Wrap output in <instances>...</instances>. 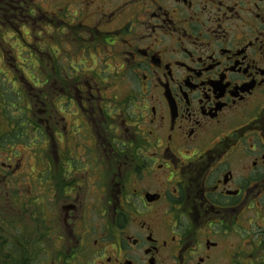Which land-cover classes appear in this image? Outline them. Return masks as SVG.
<instances>
[{"label":"flooded vegetation","instance_id":"flooded-vegetation-1","mask_svg":"<svg viewBox=\"0 0 264 264\" xmlns=\"http://www.w3.org/2000/svg\"><path fill=\"white\" fill-rule=\"evenodd\" d=\"M6 33L0 264H264V0H0Z\"/></svg>","mask_w":264,"mask_h":264},{"label":"rangeland","instance_id":"rangeland-1","mask_svg":"<svg viewBox=\"0 0 264 264\" xmlns=\"http://www.w3.org/2000/svg\"><path fill=\"white\" fill-rule=\"evenodd\" d=\"M9 34H0V42L2 45L0 46V52L6 55L7 59L14 58L15 66L24 74L28 75L29 80L26 79V83L21 78V74L19 72H14V69L11 70V65L7 62V65L4 63L0 65V114L5 115L7 113H12L14 111H19L21 108H25L26 105L24 103V99L22 95L34 96L38 89L36 88V84L31 82V75H34L36 72V81L38 82V72L36 70L37 67V54L34 51L25 50L24 48H20L17 43L14 42L13 39L8 38ZM11 37V34H10ZM7 44H11L13 48L9 47ZM37 52V51H36ZM13 60V59H12ZM1 62V61H0ZM31 74V75H30ZM25 78H27L25 76ZM103 80H105L103 78ZM29 83L30 85H28ZM49 87V85H47ZM22 94V95H21ZM20 116L14 115V117ZM30 133L36 137H39L42 140L39 132L35 129L30 130ZM39 134V136H38ZM30 136L29 144L33 145L34 148L38 146L37 138ZM20 147H16L19 149ZM4 152H2L3 154ZM34 154V153H33ZM25 157V160L28 161V154L25 153L21 155ZM4 162L2 157H0V163Z\"/></svg>","mask_w":264,"mask_h":264},{"label":"trees","instance_id":"trees-1","mask_svg":"<svg viewBox=\"0 0 264 264\" xmlns=\"http://www.w3.org/2000/svg\"><path fill=\"white\" fill-rule=\"evenodd\" d=\"M23 112L26 110V107L25 108H22ZM12 121H13V118H10ZM23 132V130H20L19 132L17 131H14V133L18 136L20 135L21 133ZM7 146V142H6V139L4 137H0V149H3Z\"/></svg>","mask_w":264,"mask_h":264}]
</instances>
